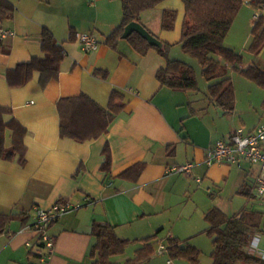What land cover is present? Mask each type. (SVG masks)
<instances>
[{
	"label": "crops",
	"instance_id": "1",
	"mask_svg": "<svg viewBox=\"0 0 264 264\" xmlns=\"http://www.w3.org/2000/svg\"><path fill=\"white\" fill-rule=\"evenodd\" d=\"M6 1L13 12L9 18H0V33L8 31L12 35H0V107L8 109L3 115L5 123L15 120L26 129V161L0 159V214L16 216L0 234V264H91L94 224L115 227L120 238L137 242L139 248L148 237L156 235L155 250L157 241L166 244L168 239L176 238L181 246H194L203 254L201 246L206 242L199 237L207 235L206 213L217 208V199L225 203L230 183L235 190L239 187L238 194L254 197L249 178L255 185L260 171L259 166L248 162L240 166L206 164L208 151L219 141H215L211 118L228 113L212 99L214 113L202 115L192 105L194 99L188 92L162 87L157 72L167 61L156 49L141 55L125 39L117 50L106 44L122 22L120 0ZM165 10L178 12L173 31L162 29ZM184 15L182 0H166L143 12L141 23L161 42L171 45L172 51H178ZM262 16L264 0H243L225 40L241 31L243 45L249 51L253 27ZM45 29L53 33L64 50L58 77L42 87L36 72L26 85L10 87L8 71L45 56ZM78 34L94 35L99 48L85 53ZM263 52L264 47L248 67L264 69ZM169 57L172 59V52ZM113 92L124 96L126 107L108 131L95 137L101 129H97L96 114L91 113L77 121L87 130L84 139L61 135V100L84 95L107 110ZM235 109L236 103L232 113ZM242 129L250 133L256 128ZM228 132L224 127L221 133L228 138ZM7 140L10 144V134ZM107 147L111 158L109 173L103 168ZM189 162L194 164L189 174H168L172 166ZM139 164L144 168L138 179L133 174L126 175ZM216 187L219 195L213 192ZM61 202L81 207L53 223L49 234L55 238V246L48 254L29 227L36 208L51 210ZM200 218L208 227L202 225ZM254 236L260 240L259 249L253 250L249 245L247 250L260 259L264 231ZM153 256L145 264H150ZM165 264L189 262L179 259Z\"/></svg>",
	"mask_w": 264,
	"mask_h": 264
},
{
	"label": "trees",
	"instance_id": "2",
	"mask_svg": "<svg viewBox=\"0 0 264 264\" xmlns=\"http://www.w3.org/2000/svg\"><path fill=\"white\" fill-rule=\"evenodd\" d=\"M122 2L123 18L120 26L107 38L106 44L117 50L119 42L124 40L125 28L132 22L141 23V14L152 10L166 0H120ZM185 6V15L182 24V50L196 58L203 68V76L208 81H216L209 87V91L218 105L227 113L235 108L236 95L228 77L226 66L214 58L220 55L228 63L239 69L243 63L242 55L233 49L227 48L224 41L243 5V0H182ZM13 8L6 0H0V18L12 16ZM178 18L176 10H165L162 17V29L173 31ZM142 24V23H141ZM253 40L249 52L258 54L264 47V17H259L252 30ZM157 38V37H156ZM139 54L146 55L150 49H156L167 61L165 67L157 72V79L162 87L181 91H198V82L194 69L188 64L172 60L168 57L171 45L163 43L162 47L149 44L139 34L133 33L125 39ZM43 58L33 59L30 63L19 64L15 69L8 71L7 81L10 87L26 85L34 73L40 74V83L45 87L52 79L59 75V66L64 58V50L58 45L53 33L45 29L42 35ZM250 79L264 88V69L259 66H250L240 70ZM126 107L125 98L119 92H113L108 109H103L87 96L68 98L59 102L61 115V135L74 139H84L86 131L77 121L91 113L98 118L97 129L106 132L116 117ZM8 109L0 107V159L12 160L17 158L19 163L26 161V146L24 138L26 129L17 121L5 123L3 115ZM10 134L11 143L7 141ZM106 161L103 168L108 173L111 168L110 151L105 149ZM144 168L143 164L132 167L126 175L133 174L138 179ZM64 202V201H63ZM16 216L0 214V234ZM205 220L209 227L206 234L212 239V264H239L260 263L261 260L248 252L253 235L263 230L264 214L252 210H244L228 216L219 208L210 209ZM56 222V221H55ZM94 244L89 257L91 264H145L155 253L153 242L157 236L146 239L145 245L138 248L135 256L124 263H117L114 258L125 254L129 241L118 236L115 227L103 224H94L92 228ZM39 241V239H38ZM43 246V244H39ZM169 257L173 260H187L190 264H200L202 252L194 246L183 247L176 238H170L165 244Z\"/></svg>",
	"mask_w": 264,
	"mask_h": 264
},
{
	"label": "rangeland",
	"instance_id": "3",
	"mask_svg": "<svg viewBox=\"0 0 264 264\" xmlns=\"http://www.w3.org/2000/svg\"><path fill=\"white\" fill-rule=\"evenodd\" d=\"M243 41L244 36L241 31H236L233 35H231L230 39L224 41V45L227 48L233 49L236 53L242 55L243 63L242 65H240V67H238L239 69L234 68V65L228 63L220 55H214V58L216 60L221 61L222 64L226 66L228 77L231 79V84L236 95V109L233 113L229 112L226 116L220 118H211V127L212 129H214V133L216 134L215 141L227 140L230 136H232L234 131L239 128L243 127L246 131H249L253 130L261 124H264V89L256 81L250 79L240 71L251 65L250 60L253 61L257 59L258 55L249 52L243 45ZM172 48L173 47H170L168 50V57L170 56V52H172V60H179L188 64L194 69L196 73L199 90L188 91V95L192 99H194L192 105L202 115L206 113L213 114L214 111L211 108V102L214 98L209 91V87L215 84L216 81H208L203 76V68L200 65L199 61L193 56L184 53L181 46L178 47V51H172ZM176 52H178L179 55H182L176 56L178 55L176 54ZM181 57H185L186 60H183ZM169 59L171 58L169 57ZM213 120L215 121V124ZM224 127L228 129L229 132L231 131L230 133L228 132V138H225L221 133ZM253 184L254 181L250 177L249 185L252 187V194L254 195V197H247L238 194L237 192L239 190V187L235 190L233 184L230 183L227 186V198L225 199V203L221 204L220 199H217V204H215L214 207L222 209L230 217H233L234 215L244 210H254L256 212L264 214V197H259L257 195V192L254 189L255 185ZM213 192L215 193V195H219L220 190L218 187H216L214 188ZM202 199H205V197H202ZM196 219H199V216ZM200 222H202V225H204L205 227H208L206 221H204L203 219L200 218ZM164 234H166V232H164ZM199 239L206 242L204 243L205 245L202 244L201 246L203 247V254L201 256L200 264H210V253L214 249L211 243L212 241L209 237H207V235H202L201 237H199ZM159 241H157L156 243V252L153 256V261L150 264H165L168 261L175 262V260L169 258L167 251L164 254L159 255V249L161 248V246H165V243L162 244ZM139 245L140 244H138L137 242H129V246L125 254L114 258V261L121 263L126 261L129 257L133 258L135 256L136 249L139 248Z\"/></svg>",
	"mask_w": 264,
	"mask_h": 264
},
{
	"label": "built area",
	"instance_id": "4",
	"mask_svg": "<svg viewBox=\"0 0 264 264\" xmlns=\"http://www.w3.org/2000/svg\"><path fill=\"white\" fill-rule=\"evenodd\" d=\"M2 37L12 35L11 32H1ZM78 40L85 53H93L99 48L98 39L91 34H78ZM205 162L208 166L216 164H227L240 166L243 162L259 166L260 171L256 178L255 190L259 197H264V124L259 125L250 133H245L242 128L234 131L229 140H219L207 155ZM193 163L172 166L168 174H189L193 169ZM79 204L73 205L69 202L57 203L51 210L36 208L32 225L29 227L38 236V245L43 244L50 254L55 246V238L49 234L52 224L62 215L78 210ZM259 238L251 239L250 247L259 249ZM166 252V247L161 246L159 255ZM260 259L264 261V249L261 250ZM45 260V259H44ZM45 262V261H44Z\"/></svg>",
	"mask_w": 264,
	"mask_h": 264
},
{
	"label": "water",
	"instance_id": "5",
	"mask_svg": "<svg viewBox=\"0 0 264 264\" xmlns=\"http://www.w3.org/2000/svg\"><path fill=\"white\" fill-rule=\"evenodd\" d=\"M137 33L142 38L147 40L149 44L156 47H162L163 43L151 34L141 23L132 22L125 28V33L123 35L124 39L128 38L131 34Z\"/></svg>",
	"mask_w": 264,
	"mask_h": 264
},
{
	"label": "bare ground",
	"instance_id": "6",
	"mask_svg": "<svg viewBox=\"0 0 264 264\" xmlns=\"http://www.w3.org/2000/svg\"><path fill=\"white\" fill-rule=\"evenodd\" d=\"M53 225V224H52Z\"/></svg>",
	"mask_w": 264,
	"mask_h": 264
}]
</instances>
